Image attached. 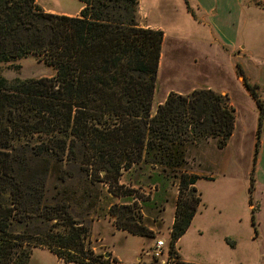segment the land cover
<instances>
[{"label":"trees","instance_id":"obj_1","mask_svg":"<svg viewBox=\"0 0 264 264\" xmlns=\"http://www.w3.org/2000/svg\"><path fill=\"white\" fill-rule=\"evenodd\" d=\"M77 1L81 10L70 17L36 0H0V64L32 55L53 71L11 81L0 73V264H27L42 247L64 263L110 264L89 248V228L73 220L65 199L45 202L48 179L73 177L66 167L121 199L109 215L134 235L151 232L133 222L127 187L161 195L176 183L168 252L188 264L174 252L200 204L198 177L181 171L186 147L212 138L223 149L234 110L227 96L198 89L171 93L152 112L163 32L138 24V0ZM244 86L259 112L255 159L264 106ZM124 174L134 181L122 184Z\"/></svg>","mask_w":264,"mask_h":264},{"label":"rangeland","instance_id":"obj_2","mask_svg":"<svg viewBox=\"0 0 264 264\" xmlns=\"http://www.w3.org/2000/svg\"><path fill=\"white\" fill-rule=\"evenodd\" d=\"M39 1L43 4L50 2V0ZM168 2L170 7L161 9L159 14L165 22V27L169 29L167 28V37L161 47L152 112L171 93L188 95L193 90L211 89L222 96H227L229 107L234 110V126L236 122L235 110L238 111L237 121L242 126L243 118L247 117L246 110L251 111L252 108L250 103L252 97L244 86L245 82L254 86L259 101V98L261 100L263 98L262 90L256 81L259 69L264 66V0H229L234 5L237 4L241 10V13L236 16L223 14V27L227 28V33L230 32L232 35L233 28L236 32L235 37L228 38L229 41L231 40L230 43L228 40L226 42L225 39H220L213 29L210 30L211 38L209 40H205V37L202 38V41L195 43L181 40L178 37H183L186 33L177 36L170 31H173L171 29L174 24L178 25L179 20L176 21L175 19L183 18V15L173 0H168ZM73 3L71 0L68 2L66 0V4L70 8ZM230 7H232L231 4ZM191 15L195 19L197 18L192 13ZM151 18L154 19L152 16ZM137 22L140 23L139 20ZM200 28L204 27L200 26ZM206 35H208L207 29ZM0 73L5 79L11 81L50 76L53 71L40 62L37 57L29 55L8 64H0ZM250 117L252 119L251 114L247 117L248 124L251 121ZM244 138L254 137L250 133ZM206 140L216 142L215 139L206 138L199 143L187 145L181 171L191 175H193L192 171H196L202 175L214 177L212 181H200L198 183L199 179L207 177L197 176L198 179L194 183V196L200 199V204L195 212V214L197 213L196 220L201 222L203 215H207L210 221L217 220L219 216L223 221V176L220 170L223 167V149L216 151L209 145L202 147L198 152L201 156L200 161L194 157L192 150L194 146ZM231 146V149L229 148L224 155L226 158L228 157L231 163L236 164L235 167L241 172V182L237 184V193L232 198L239 200L242 195L245 205L251 199L254 186L252 183V188L249 191L246 189L247 185L250 188L251 177L253 181L252 173L250 178L246 176L249 153H243L242 149L240 150V147L237 146L236 140L234 145L231 142ZM218 161H222L219 167L213 163ZM228 166H231L230 163ZM65 169L73 177L62 185H57L51 178L48 179L45 202L50 203L65 199L73 220L82 222L89 228L87 245L92 252L97 256H102V259L110 257V264L118 263L112 257L111 250L124 253L128 255L129 259L137 256L134 264H160V260L151 259L145 256V253L150 250L156 240H163L169 248L170 231L174 221L178 195L177 184L170 185L161 195L158 189L155 190L152 187L142 189L135 186L127 187L132 190L128 205L133 213V222L151 232V235H134L126 230L117 229L116 218L109 215L113 209L119 210L122 207L121 199L110 195L101 183H92L77 168L66 167ZM133 176L134 174H124L121 183L127 185L128 182H133ZM129 179L131 180L129 181ZM245 213L248 214L246 209ZM202 242L208 246L211 253L219 252L221 241L216 235H212V232L204 233L202 237H198V243ZM174 252L176 254V243ZM29 261L30 264H77L60 263L49 249L43 247L32 249L27 264ZM85 261L91 263L90 260Z\"/></svg>","mask_w":264,"mask_h":264},{"label":"crops","instance_id":"obj_3","mask_svg":"<svg viewBox=\"0 0 264 264\" xmlns=\"http://www.w3.org/2000/svg\"><path fill=\"white\" fill-rule=\"evenodd\" d=\"M71 1L75 3H73L71 8L66 4V0H50L49 3L45 4L36 0V3L44 12L75 17L81 10V4L77 0ZM173 1L180 8L183 18L175 19L176 21L179 20L178 25L174 24L171 29L173 31L170 32L175 33L177 36L186 33L183 35L184 38L178 37L181 40L193 41L194 43L202 41L203 37H205V40H209L211 38V29L220 39H225L226 42L228 40V43L231 41L229 39L235 37L234 28L232 35H230V32L227 33V28L223 27V14H233L234 16L240 14L241 10L237 4L234 5L229 0ZM230 4L232 7H230ZM165 7H170L168 0H138L137 20H139L140 26L162 31L164 33L163 41L166 40L169 28L165 27V22L159 14L161 13L160 10L165 9ZM191 13L197 18L192 17ZM200 26L204 28H200ZM202 29L205 30L202 31ZM206 29L208 35H206ZM256 82L262 90L263 98L262 100L261 98L259 99L264 106V66L259 69ZM250 101L251 111L246 110L247 117L249 114L252 115V119L250 117L251 121H249L250 124H248L246 117L243 118L241 126L237 121L238 111L235 110L236 122L234 131L223 148V167L222 169L220 168L223 176V221H221V216L217 220L210 221L207 215H203L202 221L199 222L196 220V213L187 231L176 242V257L178 261L188 264H264V117L259 131L260 139L258 141L257 154L254 159L259 112L255 100L252 98ZM250 133L254 138H244ZM235 140L243 153H249L246 176L250 178V174L252 173L253 175L252 196L245 205L242 195L239 200L232 198L237 193V184L241 182V172L235 167L236 164L231 163L228 157L226 158L224 155L229 148L231 149V142L234 145ZM208 145L216 151H222L217 148L214 140L202 141L199 145L192 148L194 157L198 158V161L201 160V156L198 154L199 150ZM228 162L231 165L230 167ZM213 163L219 167L222 161ZM191 173L199 177H207L199 179L198 183L214 179L212 176L202 175L196 171ZM246 189L249 191V185H247ZM245 209L248 214L245 213ZM208 232H212V235H216L218 240L221 241L218 253H211V250L207 245H204V242L198 243V237H202L204 233ZM110 252L112 257L117 260V264H134L137 259V256L129 259L128 255L116 250H111ZM57 260L63 263L62 260L58 258Z\"/></svg>","mask_w":264,"mask_h":264},{"label":"built area","instance_id":"obj_4","mask_svg":"<svg viewBox=\"0 0 264 264\" xmlns=\"http://www.w3.org/2000/svg\"><path fill=\"white\" fill-rule=\"evenodd\" d=\"M145 256L160 260V264L174 263V258L169 255L168 248L163 240H156ZM165 258V260H163Z\"/></svg>","mask_w":264,"mask_h":264},{"label":"water","instance_id":"obj_5","mask_svg":"<svg viewBox=\"0 0 264 264\" xmlns=\"http://www.w3.org/2000/svg\"><path fill=\"white\" fill-rule=\"evenodd\" d=\"M103 174V173H102Z\"/></svg>","mask_w":264,"mask_h":264}]
</instances>
